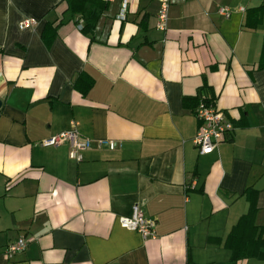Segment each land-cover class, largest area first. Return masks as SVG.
Listing matches in <instances>:
<instances>
[{"label": "crops", "instance_id": "obj_1", "mask_svg": "<svg viewBox=\"0 0 264 264\" xmlns=\"http://www.w3.org/2000/svg\"><path fill=\"white\" fill-rule=\"evenodd\" d=\"M261 5L171 0L161 31L158 0H114L83 31L81 1L0 0V264H264L225 246L247 189L264 227ZM196 98L233 125L204 155ZM71 121L116 147L77 162L67 143L40 144ZM134 205L153 237L121 227ZM21 236L25 250L7 254Z\"/></svg>", "mask_w": 264, "mask_h": 264}, {"label": "built area", "instance_id": "obj_2", "mask_svg": "<svg viewBox=\"0 0 264 264\" xmlns=\"http://www.w3.org/2000/svg\"><path fill=\"white\" fill-rule=\"evenodd\" d=\"M105 3L113 2L114 0H100ZM159 8L156 14L157 24L156 28L165 31L167 29L169 8L171 0H158ZM126 3L123 2L122 9L118 18L125 19ZM239 10H243L239 7ZM231 9L229 7L220 6L218 13L222 17H229L231 15ZM33 19L27 18L19 23L18 28L24 29L33 27L35 25ZM194 114L200 121V126L194 137V145L199 154H209L215 147L221 142L223 136L233 129L232 123L226 118L225 113L216 108L213 101H201L194 110ZM77 122L71 121L70 128L55 134L47 139L40 141L43 146H56L59 144L67 143L69 146V157L79 162L83 159V151L90 148L93 144L98 147L107 145L110 150L116 147V143L111 139H90L81 137L77 130ZM120 225L123 228L137 231L143 237H153L155 234V220L147 219L142 215L139 206L134 205L132 213L129 216H121ZM28 242L24 237H19L16 240L10 242L6 247L7 254H13L25 250Z\"/></svg>", "mask_w": 264, "mask_h": 264}, {"label": "trees", "instance_id": "obj_3", "mask_svg": "<svg viewBox=\"0 0 264 264\" xmlns=\"http://www.w3.org/2000/svg\"><path fill=\"white\" fill-rule=\"evenodd\" d=\"M72 1V0H71ZM75 1V0H74ZM86 7L83 16V25L81 30H90L98 17L99 13L106 7L108 3L100 0H78ZM88 3V4H85ZM90 6V8H89ZM92 6V8H91ZM260 11L264 10V5L258 7ZM91 84V83H90ZM190 97H184V101H188ZM201 101H212L207 98H196L195 105L197 106ZM195 106V108H196ZM195 110V109H194ZM245 196L250 202V207L247 213L242 215L234 226L232 232L225 240V246L232 250V258L239 259L242 256H256L264 257V251H261V245H264V227L260 229L261 235L257 234V226L254 224L255 206L252 201V189H247ZM256 235V236H255Z\"/></svg>", "mask_w": 264, "mask_h": 264}, {"label": "rangeland", "instance_id": "obj_4", "mask_svg": "<svg viewBox=\"0 0 264 264\" xmlns=\"http://www.w3.org/2000/svg\"><path fill=\"white\" fill-rule=\"evenodd\" d=\"M262 263V262H261Z\"/></svg>", "mask_w": 264, "mask_h": 264}]
</instances>
